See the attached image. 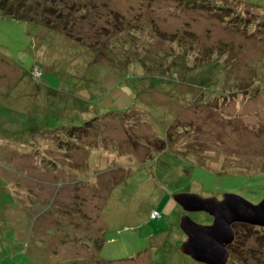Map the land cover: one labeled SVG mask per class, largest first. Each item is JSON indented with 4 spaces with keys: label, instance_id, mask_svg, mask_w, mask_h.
<instances>
[{
    "label": "rangeland",
    "instance_id": "374dc122",
    "mask_svg": "<svg viewBox=\"0 0 264 264\" xmlns=\"http://www.w3.org/2000/svg\"><path fill=\"white\" fill-rule=\"evenodd\" d=\"M181 192L264 198V0H0V264H201Z\"/></svg>",
    "mask_w": 264,
    "mask_h": 264
},
{
    "label": "water",
    "instance_id": "95a60500",
    "mask_svg": "<svg viewBox=\"0 0 264 264\" xmlns=\"http://www.w3.org/2000/svg\"><path fill=\"white\" fill-rule=\"evenodd\" d=\"M172 199L184 211L179 228L186 239L179 251L201 264H227L228 247L235 238L233 224L264 226V198L252 204L234 193H225L217 199L181 192L172 194ZM190 213H206L212 217V223L198 224L191 219Z\"/></svg>",
    "mask_w": 264,
    "mask_h": 264
},
{
    "label": "trees",
    "instance_id": "16d2710c",
    "mask_svg": "<svg viewBox=\"0 0 264 264\" xmlns=\"http://www.w3.org/2000/svg\"><path fill=\"white\" fill-rule=\"evenodd\" d=\"M188 43H190V42H188ZM149 93H151V92H149ZM87 122H89V121H86V122L84 121V125L87 124ZM177 127H179V126L177 125ZM62 128L79 129V128H82V127L81 126H73V127H62ZM171 136H172V133L167 131V133H165V138L164 139L155 137L154 139H152L151 143H147L148 142V140H147L148 137H145V138H143V141L145 143L144 142H140V144H144L145 145L147 143L148 145H155V147H153V148L157 152H162V151L174 149V145L172 146V140L168 141V138H170ZM181 150H182V147L178 151L181 152Z\"/></svg>",
    "mask_w": 264,
    "mask_h": 264
},
{
    "label": "built area",
    "instance_id": "2783aa9c",
    "mask_svg": "<svg viewBox=\"0 0 264 264\" xmlns=\"http://www.w3.org/2000/svg\"><path fill=\"white\" fill-rule=\"evenodd\" d=\"M158 213L156 211L152 212V215H157Z\"/></svg>",
    "mask_w": 264,
    "mask_h": 264
},
{
    "label": "bare ground",
    "instance_id": "6f19581e",
    "mask_svg": "<svg viewBox=\"0 0 264 264\" xmlns=\"http://www.w3.org/2000/svg\"><path fill=\"white\" fill-rule=\"evenodd\" d=\"M157 212V211H156Z\"/></svg>",
    "mask_w": 264,
    "mask_h": 264
}]
</instances>
